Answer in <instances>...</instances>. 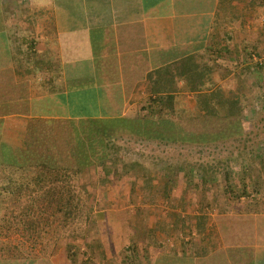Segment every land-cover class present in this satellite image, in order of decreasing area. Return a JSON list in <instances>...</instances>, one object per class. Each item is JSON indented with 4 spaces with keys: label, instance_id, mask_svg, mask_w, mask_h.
<instances>
[{
    "label": "crops",
    "instance_id": "obj_1",
    "mask_svg": "<svg viewBox=\"0 0 264 264\" xmlns=\"http://www.w3.org/2000/svg\"><path fill=\"white\" fill-rule=\"evenodd\" d=\"M256 5L0 0V146L22 148L41 129L56 133L62 147L86 140L84 128L94 121L99 129L116 114H136V103L159 94L153 84L164 75L177 85L176 99L195 98L176 72L188 57L222 89L254 58L251 47L261 49L264 16ZM200 179L210 182L201 192L208 197L196 186L173 188L172 236L129 232V264H264V202L239 185L221 190L215 173ZM137 190L129 186V195Z\"/></svg>",
    "mask_w": 264,
    "mask_h": 264
},
{
    "label": "rangeland",
    "instance_id": "obj_2",
    "mask_svg": "<svg viewBox=\"0 0 264 264\" xmlns=\"http://www.w3.org/2000/svg\"><path fill=\"white\" fill-rule=\"evenodd\" d=\"M256 4L260 7L256 5V9L264 16V0H256ZM262 21L261 49L256 56L264 60V17ZM241 75L222 86L224 93L242 99L244 118L241 122L225 118L222 110L221 117L206 123L202 116L194 115L195 98L176 101L174 119L180 125L196 129L208 124L214 133L224 131L220 138L214 136L215 140L210 139L204 144L183 145L141 140L126 134L110 139L107 148L101 151L107 154L105 160L95 159L78 174H73L81 203L77 217L67 219V224L63 219L48 221L45 212L34 219L36 226L28 231V225L33 223L22 211L28 205L27 198L19 202L10 195L3 199L2 196L0 213L4 218H0V260L12 255L19 264H129V232L133 230L155 240L158 237L161 240L164 235L172 236L174 227L170 226V221L177 218L172 207L176 205L172 199L173 188L196 186L200 196L210 183L200 179L203 173L217 174L215 182L221 190L239 185L249 194L256 193L254 198L264 202V130L259 131L264 128L261 124L264 111L258 112L260 105H264V98L260 99L259 95L264 93V74H261V90L253 85L260 76L258 72L255 76L252 74L254 79ZM135 105L138 106L137 113L129 114V117L158 114L151 113L150 100H141ZM239 127L246 130L240 133ZM238 128L240 131L236 132ZM249 130H252L251 135L244 133L241 140L236 137ZM170 170L173 174L168 186L166 175ZM186 178L188 184L185 185ZM129 186L138 190L129 195ZM213 186L215 184L209 187ZM245 195L246 199L251 198L248 193ZM204 196L208 197V194ZM216 196L220 202L222 193ZM39 204L44 208L43 203ZM7 246L11 248L10 252L3 250Z\"/></svg>",
    "mask_w": 264,
    "mask_h": 264
},
{
    "label": "trees",
    "instance_id": "obj_3",
    "mask_svg": "<svg viewBox=\"0 0 264 264\" xmlns=\"http://www.w3.org/2000/svg\"><path fill=\"white\" fill-rule=\"evenodd\" d=\"M257 49V46L255 50L251 49L249 54L257 52ZM251 57L253 60V56ZM259 59L253 60V62L250 59L247 60L249 63L240 69L239 75L244 74L245 78L249 76L253 78L252 74L258 72L260 76L255 79L253 85L261 90L264 60L261 57ZM167 70L169 69L166 68ZM176 72L184 75L187 80L186 85L196 91L195 117L202 116L208 123L212 118L221 117V111L224 110L225 118H232L236 122L242 121L244 118L242 99L235 94L224 93L219 86L208 81V77L205 76L206 70L195 62L194 58L188 57L183 60L176 68ZM159 79L161 82L153 84V90L159 94L150 99L151 113H158L156 115L126 117L116 114L112 119H104L102 121L103 128L99 127V129L94 128L97 123L94 121L89 127L87 125L84 128L86 140L76 137V142L66 141L68 147H62L58 139L59 136L45 129L37 130V133L32 132L29 135L32 140L29 139L22 148L13 149L2 144L0 146V203L5 196L9 195L19 202H22L26 197L28 205L22 211L24 216L29 219L28 221L33 223V226L28 225V231L36 226L34 219L45 212L48 213V221L50 219L51 222H55L58 219H63L67 224V219L77 217L81 203L73 174H78L81 169L91 165L95 159L106 158L107 154H103L101 151L104 147L107 148L108 143L111 142L110 139H116L126 134L129 137L141 138V140H156L183 145L204 144L210 139L215 140L214 136L220 138L224 134V131L214 133L209 129L208 124L196 129L180 125L174 119L178 99L175 98L173 91L177 85L175 82L168 81L171 79L168 75L160 76ZM259 95L260 99L264 98V93ZM260 111H264L262 104L258 109V112ZM261 124L264 125L263 118H261ZM239 126L241 127V124ZM239 128L236 132L241 130V133L245 129L240 128L239 130ZM263 130L264 128H259V131ZM244 133L249 136L252 130L243 131L236 137L241 140V137L245 136ZM167 174L166 184L169 186L173 171L170 170ZM165 194L169 196L170 193L166 192ZM39 203H43L44 208H41ZM0 218H4L1 213ZM65 224H62V227L67 229ZM3 250L10 252L11 248L7 246ZM4 258L5 260H0V264H19L12 255ZM167 264L174 263L168 261Z\"/></svg>",
    "mask_w": 264,
    "mask_h": 264
},
{
    "label": "built area",
    "instance_id": "obj_4",
    "mask_svg": "<svg viewBox=\"0 0 264 264\" xmlns=\"http://www.w3.org/2000/svg\"><path fill=\"white\" fill-rule=\"evenodd\" d=\"M254 59L255 60H260L259 57H257L256 55L254 56Z\"/></svg>",
    "mask_w": 264,
    "mask_h": 264
}]
</instances>
